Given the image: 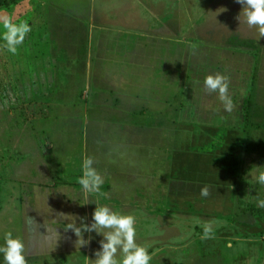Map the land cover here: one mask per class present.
<instances>
[{
  "label": "rangeland",
  "instance_id": "obj_1",
  "mask_svg": "<svg viewBox=\"0 0 264 264\" xmlns=\"http://www.w3.org/2000/svg\"><path fill=\"white\" fill-rule=\"evenodd\" d=\"M242 9L0 0V18L32 28L16 54L0 47V245L11 231L28 264H93L104 237L84 232L79 248L65 227L90 225L98 203L136 218L150 264H264V37L240 24ZM217 72L230 77L231 113L204 91ZM87 157L100 192L78 183Z\"/></svg>",
  "mask_w": 264,
  "mask_h": 264
},
{
  "label": "clouds",
  "instance_id": "obj_2",
  "mask_svg": "<svg viewBox=\"0 0 264 264\" xmlns=\"http://www.w3.org/2000/svg\"><path fill=\"white\" fill-rule=\"evenodd\" d=\"M236 2L243 6L242 12L237 17L240 24L245 23L250 29H256L258 39L264 37V0H236ZM0 25L4 29V44L0 47L16 54L18 47L32 31L31 26L27 21L14 22L11 16L0 18ZM203 87L207 94H217L226 112L234 111L236 105L229 92L230 77L228 75L219 72L209 74L204 79ZM95 164L96 161L92 157L83 160V174L78 179V183L87 193L100 192L105 182ZM258 182L264 185V172L259 174ZM210 194L207 185L201 188V197L207 198ZM96 205L93 222L90 225L83 224L78 227L76 223H68L65 227V231L72 230L78 237L75 242L76 247L80 248L89 243V240L84 239V232L95 231L104 239L100 241L101 249L95 253L96 259L93 260V264H150L152 256L148 248L137 243L136 218L133 215L119 214L108 205L101 206L98 203ZM257 206L264 208V199H258ZM58 216L70 220V216L64 213H59ZM30 221L33 220L30 219ZM215 223V221H209L203 225L202 239L214 238ZM4 241V244L0 245V254L3 255L5 264H28L26 245L22 238L14 237L9 231L5 234ZM118 254H122V261L117 259Z\"/></svg>",
  "mask_w": 264,
  "mask_h": 264
},
{
  "label": "trees",
  "instance_id": "obj_3",
  "mask_svg": "<svg viewBox=\"0 0 264 264\" xmlns=\"http://www.w3.org/2000/svg\"><path fill=\"white\" fill-rule=\"evenodd\" d=\"M52 72H53V68H52V70L48 71L46 75H47L49 78H51V75L53 74ZM19 81H20V80H19ZM49 81H51V79H50ZM50 84H51V83H50ZM50 84H49V85H45V86L42 84V87H45V88L42 89V90H44V91H47V90H48V91H49L50 88H51V86H52V85H50ZM251 211H253V212H258L256 209H251V210H249V212H251ZM259 211L262 212V211H264V210H259Z\"/></svg>",
  "mask_w": 264,
  "mask_h": 264
},
{
  "label": "crops",
  "instance_id": "obj_4",
  "mask_svg": "<svg viewBox=\"0 0 264 264\" xmlns=\"http://www.w3.org/2000/svg\"><path fill=\"white\" fill-rule=\"evenodd\" d=\"M89 14H90V13H89ZM137 14L139 15V11H138V13L133 14V18H136L135 16H136Z\"/></svg>",
  "mask_w": 264,
  "mask_h": 264
}]
</instances>
